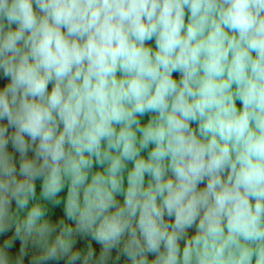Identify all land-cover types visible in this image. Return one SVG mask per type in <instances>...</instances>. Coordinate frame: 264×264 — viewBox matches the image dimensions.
Masks as SVG:
<instances>
[{"label":"clouds","instance_id":"obj_1","mask_svg":"<svg viewBox=\"0 0 264 264\" xmlns=\"http://www.w3.org/2000/svg\"><path fill=\"white\" fill-rule=\"evenodd\" d=\"M0 264H264V0H0Z\"/></svg>","mask_w":264,"mask_h":264},{"label":"rangeland","instance_id":"obj_2","mask_svg":"<svg viewBox=\"0 0 264 264\" xmlns=\"http://www.w3.org/2000/svg\"><path fill=\"white\" fill-rule=\"evenodd\" d=\"M150 44H151V46H155V44H154V41H152V42H149ZM174 76L176 77V78H178V74L177 73H174ZM51 87V86H50ZM238 104H239V102H238ZM147 120V117H145V118H143V120H142V122H145ZM143 155H147V153L145 152V153H142ZM129 166V168L132 166L131 164H129L128 165ZM201 187H203V185H201ZM119 199H121L122 200V197H118Z\"/></svg>","mask_w":264,"mask_h":264}]
</instances>
